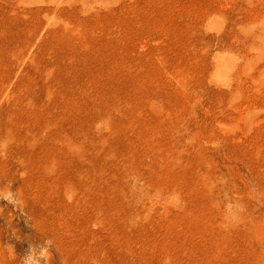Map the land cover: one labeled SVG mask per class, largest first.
<instances>
[{
	"label": "rangeland",
	"instance_id": "374dc122",
	"mask_svg": "<svg viewBox=\"0 0 264 264\" xmlns=\"http://www.w3.org/2000/svg\"><path fill=\"white\" fill-rule=\"evenodd\" d=\"M0 264H264V0H0Z\"/></svg>",
	"mask_w": 264,
	"mask_h": 264
},
{
	"label": "bare ground",
	"instance_id": "6f19581e",
	"mask_svg": "<svg viewBox=\"0 0 264 264\" xmlns=\"http://www.w3.org/2000/svg\"><path fill=\"white\" fill-rule=\"evenodd\" d=\"M24 64V63H23ZM81 139V138H80ZM52 144V143H51ZM35 155V154H34ZM128 175V174H127Z\"/></svg>",
	"mask_w": 264,
	"mask_h": 264
}]
</instances>
